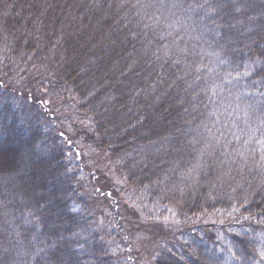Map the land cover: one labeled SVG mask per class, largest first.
Segmentation results:
<instances>
[{
    "label": "trees",
    "instance_id": "16d2710c",
    "mask_svg": "<svg viewBox=\"0 0 264 264\" xmlns=\"http://www.w3.org/2000/svg\"><path fill=\"white\" fill-rule=\"evenodd\" d=\"M0 66L85 118L0 78V264L136 263L82 149L144 216V264H264V0H0Z\"/></svg>",
    "mask_w": 264,
    "mask_h": 264
},
{
    "label": "rangeland",
    "instance_id": "374dc122",
    "mask_svg": "<svg viewBox=\"0 0 264 264\" xmlns=\"http://www.w3.org/2000/svg\"><path fill=\"white\" fill-rule=\"evenodd\" d=\"M3 67L4 66H0V78L4 80L3 82L11 84L12 86L18 85V89H15L14 87L15 90L17 91L25 90L28 92L27 94H30V92H37V91L45 92L46 95L44 94L43 98H40L41 101L49 106V108L52 110L54 114L55 119H57L59 123L63 122L65 124L66 127L65 129L69 133V135H71V132H73L74 130H78V128H80L81 125L84 123L85 118L82 117L80 114L76 113L71 106V102L73 101L72 96L68 92L59 95V97L57 98L53 97V94L51 93L49 94L48 89H46L44 85L41 84L40 71L37 70V68H33V67L27 68L26 66H18L17 72L10 73L8 72V68H3ZM78 155L79 157H81L82 167L93 172L95 171V175H97L98 173V175L101 176V178L98 179L99 181H101L104 178L108 180L109 185H112L113 192L111 193L112 195H116L115 197L117 198L115 201H113L114 203H112V205H116V207H114L115 209L118 208V213H116L115 216L109 219L110 224L108 225V228L114 230V232H112L111 230L112 237L114 236V239L112 240H114V242L116 243L120 242L119 241L120 237L115 238V235L117 233L115 232V230H119V228L121 227L125 233V239H124L125 243L127 244L129 243L130 249L132 251L135 250V252H131L132 257L134 253L137 254V255L135 254L136 259L135 257L133 259L134 263L136 262L135 264H144L148 260L149 244L147 240L148 237L146 238L147 233L141 234L139 231L132 230V228L138 226L137 223L143 222L144 216L139 212L138 207H136L134 210L138 212L136 213L137 214L136 217L138 221H136L137 223H135L134 222L135 220L132 217L133 215H130L129 213H128L129 215H127L128 211L120 212L122 202L126 204L129 203V199H130L128 196L129 193L126 194L127 191L125 189V186L120 185L118 179L110 174L109 170L106 168L103 162L102 163L100 162L102 158L100 153H98L97 151L82 149L78 153ZM88 194L94 195L92 193H88ZM94 207L97 211L99 208H102L99 204H96ZM99 211L100 212L98 213L100 214H98V216L96 215L98 223L106 225L108 219L107 216L108 215L111 216V213H106V218H105V211L103 213L102 210L99 209ZM201 220L202 223H205V227H209V226L213 227L214 225H216L214 229V233H216V236H220L218 232L220 233V227L221 225H223L222 219L206 216L203 217ZM172 224L175 225V222L167 221L164 222L163 226L165 228L166 227L170 228L173 226ZM150 239L153 241V238Z\"/></svg>",
    "mask_w": 264,
    "mask_h": 264
},
{
    "label": "snow or ice",
    "instance_id": "6c2138e0",
    "mask_svg": "<svg viewBox=\"0 0 264 264\" xmlns=\"http://www.w3.org/2000/svg\"><path fill=\"white\" fill-rule=\"evenodd\" d=\"M262 258H264V252L261 253Z\"/></svg>",
    "mask_w": 264,
    "mask_h": 264
}]
</instances>
